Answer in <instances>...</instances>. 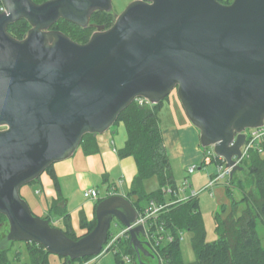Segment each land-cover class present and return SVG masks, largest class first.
I'll return each mask as SVG.
<instances>
[{
	"label": "water",
	"instance_id": "obj_1",
	"mask_svg": "<svg viewBox=\"0 0 264 264\" xmlns=\"http://www.w3.org/2000/svg\"><path fill=\"white\" fill-rule=\"evenodd\" d=\"M0 213L6 239L34 241L50 253L78 260L100 254L113 219L130 226L138 210L124 195L103 198L95 227L78 239L34 215L21 187L72 155L87 133L107 131L139 97L153 103L174 89L201 144L231 166H243L245 131L264 125V0H135L109 28L96 26L86 43L51 29L59 19L81 27L112 0H1ZM31 28L22 39L8 32L19 19ZM2 224H0V227ZM141 254L157 258L129 230ZM158 264H162L159 260Z\"/></svg>",
	"mask_w": 264,
	"mask_h": 264
},
{
	"label": "trees",
	"instance_id": "obj_2",
	"mask_svg": "<svg viewBox=\"0 0 264 264\" xmlns=\"http://www.w3.org/2000/svg\"><path fill=\"white\" fill-rule=\"evenodd\" d=\"M33 1L42 3L46 0ZM2 4L0 0V5ZM114 22L115 15L112 12L95 11L87 27H81L61 18L52 25L51 29L62 31L78 43H86L96 30V26L104 25L109 28ZM30 28L29 21L22 18L10 23L8 32L13 37L22 39ZM163 103L164 100L151 108L140 106L135 100L120 113L113 124L122 123L127 131V140L119 151V155L121 157L132 156L137 163L138 171L128 198L130 197L129 199L139 212H142L151 200L168 203L176 198L173 194L163 192V187H176L160 126L159 112ZM80 146L88 153L100 150L97 135L94 133L85 134ZM260 148L262 152L258 148L253 149L249 159L242 162L243 169L240 170V174L244 176L238 175L237 170L230 178V185L226 187L229 201L222 203L215 213L216 240H207V230L200 209L199 197L177 200L168 205L155 225L152 224L154 230L162 225L166 232L175 235V240L155 243L153 252L157 258L153 259L141 254V260L146 264H158L159 260L162 264H264V245L258 233L259 222L264 223V145ZM217 158L213 161L220 162ZM46 171L55 177L53 164ZM151 177L158 178L160 187L156 191L148 192L144 182ZM236 192H240L241 197L238 198ZM134 196L136 198L132 200ZM40 217L49 219L51 224L56 226L49 215ZM64 219V224L57 227L69 237L78 239L80 236L73 231L69 216L64 215ZM3 221H7V217L0 213V223ZM96 223V219L91 222L82 221V225L88 228V232L95 227ZM179 231L192 233V246L195 252V260L192 262H185L182 258L181 241L178 239ZM3 238L4 235L0 232V242ZM111 238L109 234L108 239ZM23 242L26 244L29 257L26 264H51L50 253L43 245L34 241ZM116 247L117 251L114 254L117 264H125L124 256H129L132 264H140L130 236L125 235L118 238ZM10 249L0 246V264H18L21 261L22 251L18 250L11 256ZM60 257L63 259L61 264H76V262L90 259L93 256L78 260Z\"/></svg>",
	"mask_w": 264,
	"mask_h": 264
},
{
	"label": "crops",
	"instance_id": "obj_3",
	"mask_svg": "<svg viewBox=\"0 0 264 264\" xmlns=\"http://www.w3.org/2000/svg\"><path fill=\"white\" fill-rule=\"evenodd\" d=\"M159 117L170 162L178 159L183 169L187 170L189 166L197 165L201 161V167L205 171L194 172V178L189 182L196 189H201L216 173L219 162L204 161L206 149L201 144L200 129L190 121L176 93L168 103L162 104ZM96 135L100 146L98 152L88 153L79 146L72 155L53 164L55 177L44 171L39 178L29 183L28 189L25 190L24 199L28 200L38 215H49L52 222L58 225H63L64 215H68L77 236L88 232L82 221L91 222L96 219V207L103 198L116 194L128 198L138 171L134 157L119 155L127 140L124 124H118L112 132L108 129ZM198 179L203 181L198 183ZM22 189L23 186L20 193ZM89 189L99 191L98 201L85 197L84 192ZM27 197H31L32 202ZM134 198L136 197L132 200Z\"/></svg>",
	"mask_w": 264,
	"mask_h": 264
},
{
	"label": "rangeland",
	"instance_id": "obj_4",
	"mask_svg": "<svg viewBox=\"0 0 264 264\" xmlns=\"http://www.w3.org/2000/svg\"><path fill=\"white\" fill-rule=\"evenodd\" d=\"M133 1H135V0H112L111 12L115 15H119ZM232 1L233 0H221V2L227 3V4L231 3ZM175 93L177 94V89H174L164 99V103H168L169 99H171V97L173 95H175ZM138 103L140 106H149L151 108H153L154 105L156 104L153 102H151V103L138 102ZM117 125L111 126L109 128V131L112 132V130H116ZM5 128L6 127H4V126L0 127V129H5ZM259 145L263 146L264 140H260ZM205 149H206V151H205V153H206V152H209L208 150H212L213 147H211V148L205 147ZM253 149L255 150V149H257V147H255ZM253 149H251L249 155L246 158H244L243 161L246 159H249L250 154H251ZM260 152H262V151H260ZM196 166H197V169H196L195 173H202L205 171V169L201 167V161ZM171 168H172V172H173V175H174V178L176 181V188L184 187V182H185L186 178L189 179V182H192V179L194 178L195 174H193V173L189 174L187 170L183 169V167H182V165L178 159H173V161L171 162ZM238 175H240L242 177L244 176L243 174H240V170H238ZM230 178H231V176L229 177V179L227 177H225L219 183L220 185H218V188L214 189V192H215L214 196H211L209 192H202V194L199 196L200 208L202 211V216H203L205 227L207 230V240L208 241H213V240L217 239L215 213L219 209V206L222 204L223 201H229L227 199V195L225 194L226 188H224V186L226 185L225 187H227L230 185ZM227 179H228V182H227ZM202 181H203V179H198V183H201ZM144 186L146 188V191H148V192L154 191V190L156 191L160 187V182H159L157 177H151V178L145 180ZM28 187H29V184L23 186L22 193H20L23 198H25L24 197L25 196V190H27ZM193 189H196V188L193 187V185L192 186L190 185L189 190H187L184 194H189ZM196 190H198V189H196ZM241 195L242 194L240 192H236V196L238 198L241 197ZM27 198L29 199L30 202H32L31 197H27ZM223 198H225V199L223 200ZM25 200L28 202L27 199H25ZM28 204L30 206V203H28ZM32 208H31V210L34 214H36L37 216H41V215H38L37 211L34 210V208L33 209ZM0 224H2V226L0 227V232H2V234L4 235V238L0 242V246L6 247V248L7 247L11 248L10 249L11 256L14 255L16 253V251H18V250L22 251V256H21L22 259L20 262H18V264H26V261L29 258L27 250H26V244L23 241H14L13 242V241H9L6 239V236H7V233L9 231V227H10L8 219H7V221H3ZM54 224L56 226H62L60 224L58 225L57 223H54ZM123 229H124V226L115 218L111 222L109 234L111 235L112 238L115 239L116 237H118L119 235L122 234ZM165 231H166V229H165ZM258 233H259V236H260L262 243L264 245V223H262V222H259ZM165 234L167 235L168 232L161 233V235H165ZM178 234H179V232H178ZM163 241L164 242H170L167 239H162L160 241V243ZM181 248H182V258L185 262H192L195 260V252H194V249L192 246V233L191 232L184 231V239L181 241ZM124 258L125 257H123V259ZM49 259H50L51 264H61L63 261V259L60 256L54 255V254H50ZM86 260H89V259H86ZM94 260H97V264H117L115 254L111 250H109L108 252H106L104 254H101L98 258H95V259L90 258L91 264L93 263ZM124 261H125V264H132L130 260L124 259ZM79 263L80 262H76V264H79Z\"/></svg>",
	"mask_w": 264,
	"mask_h": 264
},
{
	"label": "built area",
	"instance_id": "obj_5",
	"mask_svg": "<svg viewBox=\"0 0 264 264\" xmlns=\"http://www.w3.org/2000/svg\"><path fill=\"white\" fill-rule=\"evenodd\" d=\"M5 6L2 4L0 5V12L5 11ZM136 100L138 102H144V103H151L149 99L144 97H139ZM246 134V140L245 143L241 147V156H234L233 159L236 160V163L238 165H241L243 162V159L246 158L251 149L257 147L259 151H262L260 148V140H264V125L259 128H251L247 129L245 131ZM211 148V147H209ZM209 152L205 153L204 161L210 163L213 161V159L217 158L219 159V163L217 164V171L216 173L210 178V180L202 187L201 189H193L189 194H184L190 186V183L188 179H185L184 187L182 188H171V187H163V192L167 194H173L176 198L173 201H170L168 203H160L155 200H151L148 205L144 208L142 212L138 211V216L134 222L130 224V226H124L123 232L118 237L108 239L107 242L103 245V248L100 252V254L93 256L92 258H98L101 254H104L108 252L109 250L113 251L114 253L117 251V240L120 237H123L125 235L129 236V230L131 228L137 227V226H143L145 229V236L143 237L145 241H148L153 248L156 246V244H159L162 239H167L168 241L172 242L175 240V235L168 232L166 235H161V233H166L164 227L162 225H159L155 228V230L152 227V224L155 225L157 222V219L160 217V215L166 210L168 205L176 202L177 200L187 199L189 197H199L202 192H209L211 196H214V189L217 185L225 178L231 176V166L228 167L226 165V160L223 159L221 156H218L214 150H208ZM197 166L195 164L188 167L187 171L189 174H192L196 171ZM227 179V182H228ZM85 197L92 198L95 200H99V191L96 189H89L84 192ZM178 239L182 241L184 239V231H179ZM125 260H130L129 256H124ZM98 260V259H97ZM97 260H94L92 264H97ZM79 264H91L90 259L89 260H82L79 261Z\"/></svg>",
	"mask_w": 264,
	"mask_h": 264
},
{
	"label": "flooded vegetation",
	"instance_id": "obj_6",
	"mask_svg": "<svg viewBox=\"0 0 264 264\" xmlns=\"http://www.w3.org/2000/svg\"><path fill=\"white\" fill-rule=\"evenodd\" d=\"M114 15H115V14H114ZM116 16H117V15H115V19H116ZM105 28H106V27H105ZM96 30H97V29H96ZM96 30H95V31H96Z\"/></svg>",
	"mask_w": 264,
	"mask_h": 264
},
{
	"label": "clouds",
	"instance_id": "obj_7",
	"mask_svg": "<svg viewBox=\"0 0 264 264\" xmlns=\"http://www.w3.org/2000/svg\"><path fill=\"white\" fill-rule=\"evenodd\" d=\"M142 238V237H141ZM144 240V239H143Z\"/></svg>",
	"mask_w": 264,
	"mask_h": 264
}]
</instances>
